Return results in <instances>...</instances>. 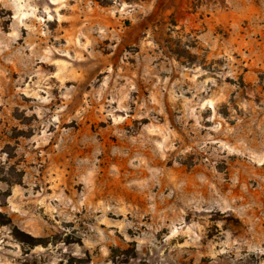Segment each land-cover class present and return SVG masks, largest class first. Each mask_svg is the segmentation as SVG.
<instances>
[{"label": "rangeland", "instance_id": "obj_1", "mask_svg": "<svg viewBox=\"0 0 264 264\" xmlns=\"http://www.w3.org/2000/svg\"><path fill=\"white\" fill-rule=\"evenodd\" d=\"M0 264H264V0H0Z\"/></svg>", "mask_w": 264, "mask_h": 264}]
</instances>
